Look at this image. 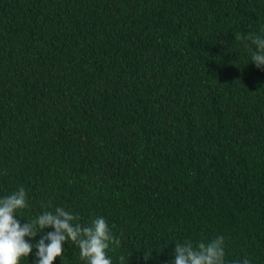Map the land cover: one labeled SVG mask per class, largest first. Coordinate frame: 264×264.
<instances>
[{
    "label": "trees",
    "instance_id": "16d2710c",
    "mask_svg": "<svg viewBox=\"0 0 264 264\" xmlns=\"http://www.w3.org/2000/svg\"><path fill=\"white\" fill-rule=\"evenodd\" d=\"M262 28L264 0H0V197L106 218L112 264L216 235L264 264V70L235 41Z\"/></svg>",
    "mask_w": 264,
    "mask_h": 264
},
{
    "label": "clouds",
    "instance_id": "9594fccd",
    "mask_svg": "<svg viewBox=\"0 0 264 264\" xmlns=\"http://www.w3.org/2000/svg\"><path fill=\"white\" fill-rule=\"evenodd\" d=\"M261 33H264V28ZM235 41L247 49L251 63L264 70V34H237ZM29 207L27 193L22 186L10 195L0 197V264H20L33 248L36 249L34 264H53L62 256L65 243L78 249L82 264H112L108 250L110 246L113 252L119 249L121 238L113 233L106 218L95 216L81 224L78 214L57 206L22 224L17 213ZM46 228L53 231L44 235L42 232ZM37 235H40L39 241L30 242ZM173 257L169 264H227L225 236L176 242ZM124 260V255H120V264H124ZM231 264L251 262L243 258Z\"/></svg>",
    "mask_w": 264,
    "mask_h": 264
}]
</instances>
